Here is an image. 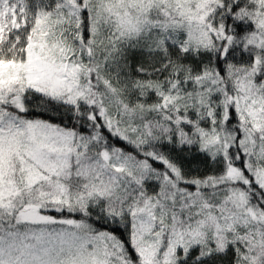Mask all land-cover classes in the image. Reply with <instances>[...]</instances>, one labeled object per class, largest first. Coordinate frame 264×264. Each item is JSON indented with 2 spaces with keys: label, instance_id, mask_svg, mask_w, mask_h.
I'll return each instance as SVG.
<instances>
[{
  "label": "snow or ice",
  "instance_id": "obj_1",
  "mask_svg": "<svg viewBox=\"0 0 264 264\" xmlns=\"http://www.w3.org/2000/svg\"><path fill=\"white\" fill-rule=\"evenodd\" d=\"M0 264H264V0H0Z\"/></svg>",
  "mask_w": 264,
  "mask_h": 264
}]
</instances>
